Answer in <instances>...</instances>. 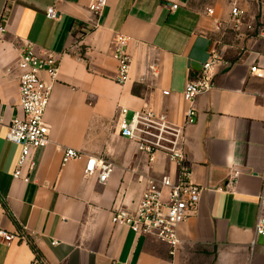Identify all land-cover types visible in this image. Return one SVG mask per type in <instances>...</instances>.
<instances>
[{"label": "crops", "instance_id": "obj_1", "mask_svg": "<svg viewBox=\"0 0 264 264\" xmlns=\"http://www.w3.org/2000/svg\"><path fill=\"white\" fill-rule=\"evenodd\" d=\"M92 2L0 0V228L25 235L0 242V264H264V236L254 230L264 184V43L230 25L234 2L246 23L264 24V0H108L99 17ZM50 7L58 19L47 18ZM120 34L132 58L125 85L113 57ZM27 47L55 56L59 76L44 118L50 143L32 154L37 168L26 184L13 178L20 147L6 134L21 116L18 64ZM214 53L222 60L214 88L195 99L184 138L191 181L204 191L172 256L155 235L112 223L116 210L137 207L147 177L177 174L163 154L148 166L121 135L119 112L130 121L151 109L182 126L185 86ZM255 66L263 72L251 73ZM66 148L110 160L114 174L102 185L84 176L86 158L63 166Z\"/></svg>", "mask_w": 264, "mask_h": 264}, {"label": "built area", "instance_id": "obj_2", "mask_svg": "<svg viewBox=\"0 0 264 264\" xmlns=\"http://www.w3.org/2000/svg\"><path fill=\"white\" fill-rule=\"evenodd\" d=\"M58 2L59 0H55ZM108 4V0H93L89 10L99 17ZM177 9L173 6L172 10ZM214 15L213 10H208ZM46 16L56 20L59 17L55 7L47 9ZM246 12L234 2L231 8L230 25L237 32L243 29L254 33V38L264 43V24L255 27L246 23ZM224 23L217 24L221 29ZM4 28L0 27V33ZM130 38L118 35L114 46L113 57L118 64L116 82L125 85L130 80L132 58L127 52ZM222 64L218 54L214 53L203 64L198 77L186 84L183 97L189 105L185 112L182 126L173 124L164 113H156L145 109L134 113L132 119H126L127 109L121 108L118 123L121 135L134 142L140 154L147 158L148 166L153 165L155 157L163 154L177 166V174L173 178L164 175L160 178L147 177L146 187L134 210L118 209L112 216L115 225L128 226L137 235H155L159 241L168 245L170 254L175 255L180 245L179 227L196 212L204 189L191 181V169L184 151L185 129L195 121L196 111L193 108L195 99L210 92L214 88L215 69ZM20 75V110L21 116L14 118L6 134V140L20 147V154L13 173V178L24 183H30L37 163L32 154L44 149L50 143L49 128L45 123L54 85L58 82L59 60L53 55H37L27 47L18 64ZM263 72L258 67H252L251 73ZM46 73L48 81L41 74ZM168 95V92L164 93ZM86 158L84 176L95 178L99 184H106L114 174L115 165L104 157L87 156L71 148L63 149L62 165ZM259 207L255 233L264 236V184L257 197ZM25 239L23 233L17 235L0 228V242L10 246L15 241ZM54 245L57 242L53 243ZM38 264V263H34Z\"/></svg>", "mask_w": 264, "mask_h": 264}]
</instances>
